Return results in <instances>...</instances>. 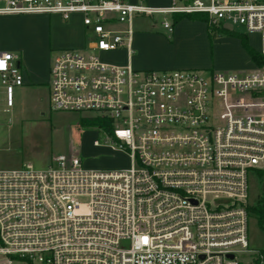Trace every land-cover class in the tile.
Listing matches in <instances>:
<instances>
[{
	"label": "built area",
	"instance_id": "built-area-1",
	"mask_svg": "<svg viewBox=\"0 0 264 264\" xmlns=\"http://www.w3.org/2000/svg\"><path fill=\"white\" fill-rule=\"evenodd\" d=\"M188 14L256 37L261 63L142 70L110 59L133 54L136 17L161 15L172 32ZM0 15L80 26L81 46L50 49L49 107L105 120L107 147L128 159L88 168L78 149L0 169V264H260L247 197L249 173L264 169V0H0ZM24 77L20 54L0 51L6 111Z\"/></svg>",
	"mask_w": 264,
	"mask_h": 264
},
{
	"label": "rangeland",
	"instance_id": "rangeland-1",
	"mask_svg": "<svg viewBox=\"0 0 264 264\" xmlns=\"http://www.w3.org/2000/svg\"><path fill=\"white\" fill-rule=\"evenodd\" d=\"M145 1L150 5L163 4V0ZM161 21V15L151 17L141 15L134 19L133 30L159 32L164 34L165 39L170 40L171 32L163 28ZM43 31L45 34L42 40L45 37L49 60L50 49L79 47L82 40V35L80 36L72 26L60 22L57 17L48 16L42 19L16 18L12 22L0 23V43L5 41L6 37L8 39L11 37L20 41L25 39L28 45H33L35 41H41L39 36ZM181 35V43L187 47L186 50L193 48L194 44L198 46V42H200L199 45H203L202 29L185 27ZM226 36L222 34L209 39L207 35L205 55H208L210 59L215 54L230 56L234 43L226 40ZM248 38L251 46L256 48L259 46L256 37ZM217 42L219 44L215 47L214 44ZM2 49L0 46V50ZM11 51L22 53L19 49H11ZM14 98V106L8 111H3L4 101L0 88V169L17 168L27 163L35 168H44L52 156L67 154L70 151L77 153L78 149L81 152L84 166L88 168L120 167L128 163L126 155L107 147L104 134L98 125H84L77 121V116L52 111L49 107V85L47 83L16 87ZM78 129H82L83 133H80ZM79 139L78 146L76 141ZM95 139L98 141L97 146L92 144ZM71 142L73 143L70 145ZM263 193L264 177L253 172L249 173L247 197L249 208L256 206ZM247 234L250 248L264 250V203L262 205V225L258 224L257 215L249 209ZM239 260L240 264H254L255 261L252 256H243ZM260 264H264V257Z\"/></svg>",
	"mask_w": 264,
	"mask_h": 264
},
{
	"label": "crops",
	"instance_id": "crops-1",
	"mask_svg": "<svg viewBox=\"0 0 264 264\" xmlns=\"http://www.w3.org/2000/svg\"><path fill=\"white\" fill-rule=\"evenodd\" d=\"M164 3V0H163ZM47 18L46 15H0V23L2 22H12L16 18L25 19H42ZM77 31L81 36L82 32L78 24H68ZM185 27H192V29H202L203 38L202 44L198 46L194 44L188 50L182 42L181 32ZM46 30V29H45ZM206 25L203 21H191L187 18H183L175 23L173 30L171 32V39H165L164 34L159 32H151L147 30L134 31L133 34V54L128 56L125 51H120L113 54L110 59L117 64H127L130 63L136 69H175V68H199V69H214V70H242L250 66V58L247 53L241 47L239 40L235 37L226 36V40H229L233 44L232 52L230 56H219L214 55L213 58H209L205 55L204 51L207 48V34ZM45 31L41 33V41H38L32 45H28L25 39H12L11 37H6L5 41L0 43L2 50L19 49L22 53L20 54V65L25 71L24 84L22 86H27L30 84H48L49 79V58L47 57V44L45 42V37L42 40ZM39 38V39H40ZM229 38V39H228ZM248 38V37H247ZM28 40V39H27ZM43 41V42H42ZM158 41V43H157ZM34 42V41H33ZM83 42L80 41V45ZM216 43V42H215ZM249 43V38H248ZM219 44H214L216 47ZM250 45V44H249ZM251 46V45H250ZM158 47V48H157ZM195 47L198 49H195ZM214 47V48H215ZM256 50V47L251 46ZM0 50V51H2ZM184 54H186L184 56ZM1 88V93L3 94V89ZM15 97V91H14ZM15 99V98H14ZM4 101V100H3ZM2 108L6 111L5 104ZM14 106V104H13ZM11 109V108H10ZM9 109V110H10ZM8 111V110H7ZM73 142L70 143V145ZM116 152V151H115ZM121 153V152H117ZM123 154V153H121ZM125 155V154H124ZM127 165V164H126Z\"/></svg>",
	"mask_w": 264,
	"mask_h": 264
},
{
	"label": "trees",
	"instance_id": "trees-1",
	"mask_svg": "<svg viewBox=\"0 0 264 264\" xmlns=\"http://www.w3.org/2000/svg\"><path fill=\"white\" fill-rule=\"evenodd\" d=\"M183 18H187L191 21H205L204 15L188 14V15H175L174 16V22L177 23L179 20H181ZM206 31H207V35H208L209 39H211L213 37L220 36L222 34L237 38L239 40L241 47L247 53L250 60L256 64L261 63V61H260L262 58L261 55L258 53L257 50H255L254 48H252L249 45L248 38L246 35L236 33V32L227 31V30H219V29H217L213 26H210V25L206 26ZM81 122L84 125H99V124L103 125L104 124V127L105 128L107 127L106 121L103 119H100L98 117L82 119ZM258 175L264 177V169L259 170ZM263 203H264V193H263V196L258 200L256 206L249 208V209H252V211L257 215L259 225H262V205H263ZM260 251H262L264 254V250H260ZM254 264H259V261L256 259L254 261Z\"/></svg>",
	"mask_w": 264,
	"mask_h": 264
},
{
	"label": "water",
	"instance_id": "water-1",
	"mask_svg": "<svg viewBox=\"0 0 264 264\" xmlns=\"http://www.w3.org/2000/svg\"><path fill=\"white\" fill-rule=\"evenodd\" d=\"M230 258H232V255H228Z\"/></svg>",
	"mask_w": 264,
	"mask_h": 264
}]
</instances>
